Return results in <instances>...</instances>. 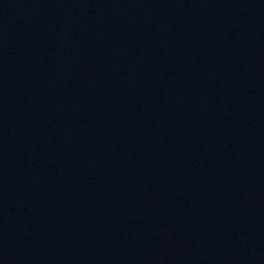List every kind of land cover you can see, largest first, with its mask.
<instances>
[{"label": "water", "instance_id": "1", "mask_svg": "<svg viewBox=\"0 0 264 264\" xmlns=\"http://www.w3.org/2000/svg\"><path fill=\"white\" fill-rule=\"evenodd\" d=\"M0 264H264V0H0Z\"/></svg>", "mask_w": 264, "mask_h": 264}]
</instances>
